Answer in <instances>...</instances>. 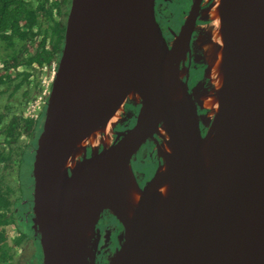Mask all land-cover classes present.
Returning <instances> with one entry per match:
<instances>
[{
	"label": "water",
	"instance_id": "95a60500",
	"mask_svg": "<svg viewBox=\"0 0 264 264\" xmlns=\"http://www.w3.org/2000/svg\"><path fill=\"white\" fill-rule=\"evenodd\" d=\"M157 1H69L29 173L40 264H95L97 238L80 225L93 215V232L103 210L122 230L106 264H264V0H214L221 81L208 151L187 82L190 37L208 0L189 1L169 45ZM128 104L133 124L117 129ZM106 131L107 148L62 168ZM146 148L157 165L139 187L132 163ZM159 175L175 192L166 223L150 188ZM124 188L139 195L129 219Z\"/></svg>",
	"mask_w": 264,
	"mask_h": 264
},
{
	"label": "trees",
	"instance_id": "16d2710c",
	"mask_svg": "<svg viewBox=\"0 0 264 264\" xmlns=\"http://www.w3.org/2000/svg\"><path fill=\"white\" fill-rule=\"evenodd\" d=\"M67 4L68 0H0V47L8 51L0 61V264H16L15 251L32 240L24 213L39 114L35 120L24 121L16 113L34 88V70L57 59ZM31 29L35 31L32 39ZM133 121L117 128H128ZM20 137L26 141L19 143ZM28 243L31 250L37 249L34 241Z\"/></svg>",
	"mask_w": 264,
	"mask_h": 264
},
{
	"label": "flooded vegetation",
	"instance_id": "af4514ba",
	"mask_svg": "<svg viewBox=\"0 0 264 264\" xmlns=\"http://www.w3.org/2000/svg\"><path fill=\"white\" fill-rule=\"evenodd\" d=\"M69 1L70 0H68V3ZM186 1H187V6H188L189 4L188 0H158L157 1L156 18H157V22L160 27V30L168 45L171 43L174 34L177 32L178 26L181 23V18L183 17V14L186 10V9L181 10V12L179 13L180 16L177 15V19H176L175 18V13H177L176 7H178L179 9H182L183 4ZM210 3H212V0H208L201 7L197 15L196 24L191 34L190 42H189L190 64H189V69H188L187 82H188L189 90L192 91L194 101L196 102L199 108L197 112L199 116V125H200V131L202 135H204L206 131L203 125V118L206 115V110H202L203 108L199 107L197 95L200 93L207 92V90L210 87V83L209 81H207L208 79L204 76L205 73L203 70L206 64H205V61L202 59L201 50H199L200 48L198 49L196 46L195 37H196L197 29L202 28V25L205 23V20L208 19L207 15H205L204 12H206L207 7L210 5ZM171 11L174 14H172ZM66 16H67V13H66ZM65 19L66 17H64L63 24L65 23ZM207 23H209V20H207L205 24ZM187 63L188 62L186 60L185 67L187 66ZM134 113H135L134 107L130 105L129 106L126 105V107L123 110L120 124L125 125L126 122L133 121ZM115 128H117V125ZM119 129L125 130L127 128L119 127ZM145 151H147V148L145 149ZM90 153H91L90 150L86 151V153H84V156H89ZM156 165H157V162L154 159L153 166H151L147 171L145 170L138 171L132 166L133 174H134L135 180L139 187H143V185L149 180V178L152 176L155 170ZM27 202H28V199L26 200V204ZM24 219L26 221L28 220L27 212L24 213ZM121 232L122 230H121L120 225L118 224L117 220L113 217V215L108 210H103L100 213V215H98L97 220L94 225L93 236L91 238V241L97 238V245H96V251H95V264H106L114 248L118 245V242H119L118 238L120 237ZM109 247H110V250H109ZM100 254H101V257H99Z\"/></svg>",
	"mask_w": 264,
	"mask_h": 264
},
{
	"label": "bare ground",
	"instance_id": "6f19581e",
	"mask_svg": "<svg viewBox=\"0 0 264 264\" xmlns=\"http://www.w3.org/2000/svg\"><path fill=\"white\" fill-rule=\"evenodd\" d=\"M215 2L216 1L212 0V3H210L208 9L206 10V12H204V14L207 15L208 17L209 23L204 24L202 26V29L205 30V33H208L210 35V41L207 42L205 37H202L201 39H199L200 40L199 50H201L202 59L205 61V64H206L204 76L208 79L209 83L211 84L214 90L215 101L217 105V95L216 94L220 86L221 70L219 66L218 51L216 47V43H217L216 39H218V36H217V29H216V17H215L216 3ZM178 99L179 97L177 96L174 102L177 103ZM198 103L199 105H201L200 102ZM215 111L216 110L213 109V116L215 114ZM211 121L208 124L205 123L206 126H209L202 138V144H203L205 151H208L209 144H210ZM111 135H112V132L106 131L102 137L90 138L88 140L89 141L88 143L82 144V146L79 149L66 155L64 162L62 164V168L63 169L71 168L74 164H76V162L79 161V159H81L84 156L83 154H84L86 147H89L91 153L93 154L96 153L99 146H101L104 149L107 148L111 141ZM163 147H164V151L166 153H169V149L165 146ZM162 179H163L162 175H159L158 179H156L154 182L150 184V188L158 190L157 193H158L159 200L157 204L156 215L159 218V220L162 221V223H166L167 221V217L165 213L166 212V201L170 197L175 196V192L169 181L166 184L162 185L163 183ZM138 197L139 195L131 191L130 189H127V188L123 189L122 203H123V207L127 211L125 212L126 219H129L130 212L135 209L137 202H138ZM93 217H94L93 215H89L80 225V231L82 235L88 240H91L93 236V232L90 229V223Z\"/></svg>",
	"mask_w": 264,
	"mask_h": 264
},
{
	"label": "rangeland",
	"instance_id": "374dc122",
	"mask_svg": "<svg viewBox=\"0 0 264 264\" xmlns=\"http://www.w3.org/2000/svg\"><path fill=\"white\" fill-rule=\"evenodd\" d=\"M49 2L58 3L59 0H49ZM188 2H189V0H188ZM68 7H69V3L67 4V10H68ZM186 7H187V1L184 2L182 9H179L178 7H176V11H177V13H175L176 19H177V15L180 16L179 13L181 12V10L186 9ZM208 7H207V9H208ZM172 14H174V13L172 12ZM207 20H205V23L207 22ZM23 34H24V32H23ZM34 34H35V31L33 29H31L29 31V35H28L29 38L32 39L34 37ZM202 37H205L207 42L210 41V35L208 33H205V30H203L202 28H198L197 33H196V37H195L196 46L198 49L200 47L199 46V44H200L199 39H201ZM6 54H8V51L2 50V48L0 47V61L5 58ZM53 62H55V61H53ZM205 69H206V66H205L203 71H205ZM34 71H36V74H35L36 80L32 81V84H31V86H34V88L32 90H30V97L28 99H26L24 105L21 106L19 108V111L16 113V115L21 116L24 119V121L35 120L37 114L40 113L41 105L43 102V92L45 90L47 79H48V76L50 73V67H47L45 70L35 69ZM20 73H22V72H20ZM197 100H198V102L201 103L200 107L203 108L204 110H206V115L203 118V124H204L205 129L207 130V128L209 126H206L205 123L208 124L212 120L213 109L216 110V108H217L216 101H215V94H214V90H213L211 84H210V87L207 90V92L200 93L197 95ZM130 122H126L125 124L127 125ZM118 125H120V121L118 122L117 126ZM113 139H114V136L112 134L111 135V141ZM24 141H26V138L20 137L19 143L24 142ZM99 148H100V146H99ZM89 150H90L89 147H86L84 153H86V151H89ZM148 151L149 150L147 148V151H143L133 161L132 166L135 169H137L138 171H144V170L147 171L151 166H153L154 158L152 155L149 154ZM30 165H31V163H30ZM29 173H30V171H29ZM10 176L12 178L15 177V170H12ZM27 188L29 191V184H28ZM30 239H32V241L35 242L33 237ZM29 241H27L23 245L21 244L20 247L15 251L13 261L16 264H40L39 249H36L35 251H34V249L31 250V247H29V243H28ZM109 250H110V247H109ZM99 257H101V254Z\"/></svg>",
	"mask_w": 264,
	"mask_h": 264
},
{
	"label": "built area",
	"instance_id": "2783aa9c",
	"mask_svg": "<svg viewBox=\"0 0 264 264\" xmlns=\"http://www.w3.org/2000/svg\"><path fill=\"white\" fill-rule=\"evenodd\" d=\"M54 64H55L54 62H50L48 65H42L41 67L36 68V69H42V70H45L47 67H50V73H49V76H48V79H47V83H46V86H45V90H44V92H43V96H44V94H45V92H46V87H47V84H48L49 77H50V75H51V73H52V71H53Z\"/></svg>",
	"mask_w": 264,
	"mask_h": 264
},
{
	"label": "clouds",
	"instance_id": "9594fccd",
	"mask_svg": "<svg viewBox=\"0 0 264 264\" xmlns=\"http://www.w3.org/2000/svg\"><path fill=\"white\" fill-rule=\"evenodd\" d=\"M56 61V60H55ZM53 62V61H52ZM55 63V62H54ZM117 129H119V128H117Z\"/></svg>",
	"mask_w": 264,
	"mask_h": 264
}]
</instances>
